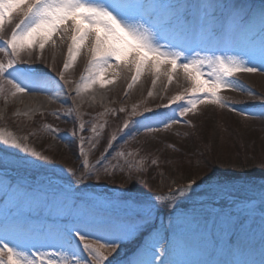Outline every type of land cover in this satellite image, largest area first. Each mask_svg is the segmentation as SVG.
<instances>
[{
  "label": "snow or ice",
  "instance_id": "1",
  "mask_svg": "<svg viewBox=\"0 0 264 264\" xmlns=\"http://www.w3.org/2000/svg\"><path fill=\"white\" fill-rule=\"evenodd\" d=\"M65 44L63 67L55 80L36 62L44 60L46 48L55 51ZM81 55L86 64L73 81L67 74ZM47 68L55 71L54 63ZM162 69L165 89L181 73L188 87L167 104L143 112L133 106L118 129L123 136L133 128L137 134L177 124L195 128L186 117L198 115V105L229 108L246 118L264 117V108L248 111L221 94L231 89L255 95L237 74L264 71V0L259 5L246 0H175L159 6L144 0H0V99L7 104L36 92L50 93V100L70 99L71 107L52 114L77 121L70 135L78 141L80 158L77 169H61L24 143L26 137L0 134V264H264V176L259 184L213 181L209 176L189 177L183 184L173 179L166 192L123 188L115 196L90 188L88 181L99 182L102 174L112 176L116 170L126 172L128 181L148 184L142 175L147 158L139 166L112 165L113 159L134 156L110 152L122 138L113 133L96 163L90 164L89 152L106 122L96 123V117L85 122L78 101L95 86L104 89L129 73L127 90L146 70L155 87ZM161 108L168 110L163 118L151 119L161 115ZM126 111L108 109L105 114ZM44 127L53 139L60 135L59 128ZM151 164L158 166V159L152 158ZM259 166L264 168V160ZM41 167L68 178H28ZM137 236L142 243L135 253L120 261L110 259L123 241Z\"/></svg>",
  "mask_w": 264,
  "mask_h": 264
},
{
  "label": "rangeland",
  "instance_id": "2",
  "mask_svg": "<svg viewBox=\"0 0 264 264\" xmlns=\"http://www.w3.org/2000/svg\"><path fill=\"white\" fill-rule=\"evenodd\" d=\"M145 3L157 6L175 2V0H144ZM251 4L259 5L261 0H246ZM67 52V45L61 46L55 51L50 48V52L44 54L43 61H37L40 67L54 63L55 69L63 66ZM86 57L81 56L78 65L69 70V76L80 78ZM47 62V65L45 64ZM52 70L51 68H46ZM237 78L250 88L255 95L250 96L245 91L222 89L221 94L229 98L230 102H235L237 107L247 108L248 111L259 112L264 108V71L254 73L241 72ZM152 75L147 70L141 75L140 79L127 90L131 80V74H126L110 84L113 86L110 98L106 105L97 104L83 100L78 101V111L82 119L87 122L96 117V123H105L106 126L101 132L100 140L96 147L89 152L90 164L94 165L100 154L107 146V140L113 133H117L122 138L115 142V146L110 150L114 154L117 150L125 153L131 152L132 157H121L119 161L113 159L112 165L131 163L140 165L142 158H147L143 167L147 169L142 174L149 183L143 180L128 181L126 172L116 170L112 176L101 175V180L96 182L93 178L88 181L90 188L101 195L115 196L118 190L131 188L133 191L142 190L144 192L168 190L171 180H176L178 184L187 182V178L196 177L200 179L209 176L213 181L217 179H232L236 182L254 181L256 184L261 182L264 176V168L259 165L264 160V117H242L229 108H221L217 105L207 104L198 105L199 114H189L186 118L192 120L195 128L184 124L173 125L170 130H163L162 125L154 124L162 130L154 133H145L142 129L137 134L136 129L127 135L118 132L122 127L123 121L131 112L133 106H138L137 111L143 112L145 108H155L156 105H164L168 100L178 93H182L188 87L181 77L174 78L173 83L164 88L167 83L166 76L163 75L157 81L155 87L152 85ZM183 85V87H181ZM127 90V91H126ZM149 91L153 92L150 97ZM16 102V108H12ZM84 103H86L84 105ZM68 103H53L37 106L28 113H22L25 104H17V99H10L5 102L0 99V134L15 138L27 139L23 142L29 147L47 156L54 164L61 169L78 168L80 163L78 152V141L71 137L72 130L76 127L77 121L72 118L56 117L52 113L55 110H63L71 107ZM108 106V108H105ZM175 107V105H173ZM126 108V112H116L115 114H105L108 109ZM5 111L3 112V110ZM161 115L151 117V119H162L167 113L166 109L157 110ZM43 113V114H41ZM133 119H139V116ZM52 125L60 129V135L53 139L44 125ZM86 126H88L86 124ZM86 132L84 135H89ZM124 141H128L127 144ZM86 145V149H87ZM4 151V146L0 145V152ZM156 158L159 165H152L151 159ZM111 170V165L109 166ZM80 169L79 171H82ZM77 171V175H79ZM161 173L163 175H161ZM29 179H40L46 181L49 177L66 179L67 174L58 172L56 169L41 167L35 172L27 174ZM186 181V182H185ZM161 185H163L161 187ZM176 185H172L175 187ZM101 187V188H96ZM61 222H66L61 220ZM142 237L137 236L122 242L117 253L113 254L115 260L120 261L125 257H130L136 252ZM191 258H201L193 256ZM206 258V257H205ZM220 258V257H217Z\"/></svg>",
  "mask_w": 264,
  "mask_h": 264
},
{
  "label": "bare ground",
  "instance_id": "3",
  "mask_svg": "<svg viewBox=\"0 0 264 264\" xmlns=\"http://www.w3.org/2000/svg\"><path fill=\"white\" fill-rule=\"evenodd\" d=\"M49 52H50V47L46 48L44 54H47ZM81 56L78 58L76 64L73 67H76L78 65V62H79ZM62 67L63 66L57 67L55 69V71L47 69V72L53 79L58 80L59 78H58L57 73ZM44 68H47V66H45ZM67 76L71 80L76 81V78L69 76V73L67 74ZM78 80L79 79H77V81ZM111 90H113L112 85H106L104 89H100L99 86L97 85V86H95V90L91 91L87 96L84 97L83 100L85 102L87 100H89L91 102H96L97 104L99 103V104L106 105V103L108 102V100L110 98ZM53 91H55V88H53ZM49 96H50V93H40V92L31 93L28 96H23L22 98H17V104H19V105L25 104V107L22 110V113L24 114V113H28L30 110L35 109V107H37V106H44L45 104L53 103L55 101H57L59 103H65V102H62L63 98H61L60 100H50ZM93 97H95V99H93ZM21 99L23 100L22 103H21ZM66 103L71 105V100L69 99L68 102H66ZM85 104L86 103H84V105ZM15 105H16V102L14 103L12 108H16L17 105L16 106ZM105 108H108V106H105ZM4 111H5V109L3 110V112Z\"/></svg>",
  "mask_w": 264,
  "mask_h": 264
},
{
  "label": "trees",
  "instance_id": "4",
  "mask_svg": "<svg viewBox=\"0 0 264 264\" xmlns=\"http://www.w3.org/2000/svg\"><path fill=\"white\" fill-rule=\"evenodd\" d=\"M186 182V181H185Z\"/></svg>",
  "mask_w": 264,
  "mask_h": 264
}]
</instances>
